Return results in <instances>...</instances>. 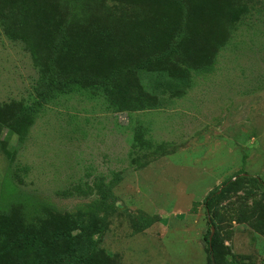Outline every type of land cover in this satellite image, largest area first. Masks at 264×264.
I'll return each mask as SVG.
<instances>
[{
  "label": "rangeland",
  "instance_id": "rangeland-1",
  "mask_svg": "<svg viewBox=\"0 0 264 264\" xmlns=\"http://www.w3.org/2000/svg\"><path fill=\"white\" fill-rule=\"evenodd\" d=\"M250 177L264 0H0V254L47 257L62 228L99 264H264Z\"/></svg>",
  "mask_w": 264,
  "mask_h": 264
},
{
  "label": "trees",
  "instance_id": "trees-1",
  "mask_svg": "<svg viewBox=\"0 0 264 264\" xmlns=\"http://www.w3.org/2000/svg\"><path fill=\"white\" fill-rule=\"evenodd\" d=\"M47 82L46 84H48ZM52 83H50V86ZM52 87L49 89L41 90L42 96L46 98L51 95ZM252 181L258 182L264 190V182L258 177L249 178ZM229 181L224 182L223 187L210 193L204 200L205 214L208 218L209 227L212 225L216 227L217 219L213 218V205L220 199V197L228 190L227 184ZM71 225V230L75 228V224ZM82 226H80V229ZM79 228V227H77ZM81 232V230H80ZM210 233L206 237V242L208 244V250L212 254L213 258L217 261L221 254L228 253L229 249L222 243L218 231H215L211 237ZM1 238V236H0ZM77 237L66 232L65 229L60 228L55 233V239L51 241L48 245L42 246L45 250L51 249V252L47 257L39 256L36 258L30 257L29 259L23 261L19 259L20 255H14V259L6 258L5 255L0 254V264H99L92 256L82 254L81 251L77 249L78 242H76ZM27 243H31L27 235L22 233H15L10 239L5 241L8 248L15 249V251L21 250L22 246Z\"/></svg>",
  "mask_w": 264,
  "mask_h": 264
},
{
  "label": "water",
  "instance_id": "water-1",
  "mask_svg": "<svg viewBox=\"0 0 264 264\" xmlns=\"http://www.w3.org/2000/svg\"><path fill=\"white\" fill-rule=\"evenodd\" d=\"M210 230H211V233H210V237L209 238L211 239V237H212V235L214 233V226L211 225L210 226Z\"/></svg>",
  "mask_w": 264,
  "mask_h": 264
}]
</instances>
